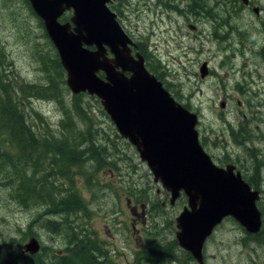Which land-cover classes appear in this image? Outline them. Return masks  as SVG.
Instances as JSON below:
<instances>
[{
    "label": "rangeland",
    "instance_id": "obj_1",
    "mask_svg": "<svg viewBox=\"0 0 264 264\" xmlns=\"http://www.w3.org/2000/svg\"><path fill=\"white\" fill-rule=\"evenodd\" d=\"M117 4L119 23L145 48L141 55L147 68L176 101L197 114L196 129L198 136H205L203 148L208 154L219 158L223 151L218 140L223 116L241 119L243 114L253 115L264 130V93L256 98L247 94L264 83V0H119ZM0 48L4 64L0 63V69L5 67L7 77L15 78L14 89L23 87L27 93L31 91L27 84L43 86L48 80L38 54L44 60L58 57L28 0H0ZM48 65L61 101L53 96H28L23 107L34 114L29 121L35 129L43 124L58 133L59 121L67 112L77 116L78 129L93 130L94 158L86 162L91 163L92 171L87 164H78L80 151L71 156L76 165L70 176L85 207L72 215L70 235L69 228L52 232V226L42 221L60 220L62 215L48 214L41 204L25 206L16 201L11 195L14 179H6V175L14 176V169L3 168L0 248L28 253L24 245L35 236L40 248L30 255L44 251L46 261L54 262V254L62 255L69 239L71 243L74 238H86L116 264H199L178 246L175 236L176 217L187 204L186 196L170 204V193L154 181L146 162L120 135L100 99L88 93L73 94L66 82L63 88L61 75L52 63ZM0 134L9 140L8 129H0ZM27 224H31L29 230ZM150 245L161 246L163 257L159 255L155 261L151 251L144 253ZM202 252L203 264H264V231L247 233L234 218L226 217L205 241Z\"/></svg>",
    "mask_w": 264,
    "mask_h": 264
},
{
    "label": "water",
    "instance_id": "obj_2",
    "mask_svg": "<svg viewBox=\"0 0 264 264\" xmlns=\"http://www.w3.org/2000/svg\"><path fill=\"white\" fill-rule=\"evenodd\" d=\"M29 1L57 49L70 90L100 99L118 132L146 161L154 181L170 193V204L181 192L187 196V205L176 217L179 247L203 264L204 243L227 216L247 232H257L261 225L257 193L230 167L212 162L198 140L197 115L146 70L142 55L130 54L131 40L106 6L110 0ZM71 8L70 21L59 22V16ZM92 45L95 49L85 47ZM107 47L113 58L107 57ZM100 70L105 78L97 74ZM24 249L37 252V239L31 237Z\"/></svg>",
    "mask_w": 264,
    "mask_h": 264
},
{
    "label": "trees",
    "instance_id": "obj_3",
    "mask_svg": "<svg viewBox=\"0 0 264 264\" xmlns=\"http://www.w3.org/2000/svg\"><path fill=\"white\" fill-rule=\"evenodd\" d=\"M140 49L144 50L145 48ZM0 52H2L1 48ZM37 59L40 60L42 64L41 71L47 76L48 80L43 86L36 83L27 84L31 90L29 93L23 87H19L18 90L14 89L15 78L13 79L10 75L7 77L5 67L0 69V129H8L10 135L9 140L0 137V170L3 168L14 169V176L6 175L8 176L6 179H14L11 195L16 201L25 206L41 204L48 214H61L62 219L60 220L53 218L54 220L48 219L42 222L51 225L52 232L60 233L65 228H69L66 232L70 235L72 215L85 207V202L74 188L70 176L71 170L76 165L75 162L71 161V156L75 152L78 154V151H80L82 154L80 153L81 158L78 164H87V169L90 172L92 171L91 163L86 162L92 161V158H94L93 130L78 129L77 116H71V113L67 112L59 121L58 133L43 124L41 129L39 127L35 129L34 125L31 124L29 119L34 114L31 110L23 107L28 96L37 98L53 96L61 101L59 89H53L48 63H52L54 70L61 75V83L65 88L64 71L58 57L52 60H44L38 54ZM0 63L1 66H4L2 62ZM148 70L150 69L148 68ZM150 72L152 73L151 70ZM36 115L38 116L37 113ZM36 115L35 117L41 122V119ZM76 142H78L79 147L75 144ZM13 154L14 157H12ZM64 179L69 181L68 185ZM89 179H91V176ZM30 225L27 224L26 226L28 230ZM174 247L177 248L176 245ZM164 249L166 255V248L164 247ZM170 249L168 253H170ZM149 251L152 252L150 255L155 258V261L159 255L163 257L161 246L150 245L144 253ZM27 254L19 248L5 251L0 248V264L10 262L14 264H116L106 252L86 238H74L71 243L69 239V244L64 248L62 255L54 254V262L46 261L48 256L44 251L39 256L30 254L27 256ZM147 260L151 262L150 259Z\"/></svg>",
    "mask_w": 264,
    "mask_h": 264
},
{
    "label": "flooded vegetation",
    "instance_id": "obj_4",
    "mask_svg": "<svg viewBox=\"0 0 264 264\" xmlns=\"http://www.w3.org/2000/svg\"><path fill=\"white\" fill-rule=\"evenodd\" d=\"M119 2V0H117ZM120 13H118L119 15ZM237 70V68L235 69ZM233 70V71H235ZM232 71V72H233ZM236 72V71H235ZM245 74V72H243ZM247 79V78H246ZM248 81L250 78L247 79ZM252 82V81H251ZM256 82V81H253ZM264 93V83L256 91L247 92L253 97ZM224 107L225 102L221 101ZM261 111V110H259ZM223 129L219 131L218 140L222 143L223 151L219 158L211 157L213 162L222 168L230 167L234 174H239L249 188L257 193L256 205L261 215L262 231H264V130L261 124L255 123L253 115L243 114L241 119L222 117ZM250 123H254L249 125ZM200 136L202 147L207 143L205 136ZM205 150V149H204ZM215 159V161H214ZM218 159V160H217ZM220 160V161H219Z\"/></svg>",
    "mask_w": 264,
    "mask_h": 264
},
{
    "label": "bare ground",
    "instance_id": "obj_5",
    "mask_svg": "<svg viewBox=\"0 0 264 264\" xmlns=\"http://www.w3.org/2000/svg\"><path fill=\"white\" fill-rule=\"evenodd\" d=\"M61 23H65V22H61ZM45 32H46V30H45ZM47 33V32H46ZM48 35V34H47ZM50 38V37H49ZM52 41V40H51ZM52 44H53V42H52ZM53 46H54V44H53ZM54 48L56 49V47L54 46ZM56 51H57V49H56ZM57 54H58V52H57ZM58 57H59V55H58ZM146 70L150 73V74H152V75H154L153 73H151L149 70H148V68L146 67ZM118 71H120V72H122V70H120V69H118ZM155 76V75H154ZM101 77V76H100ZM156 77V76H155ZM101 78H105V75H103V77H101ZM156 79L158 80V81H160L157 77H156Z\"/></svg>",
    "mask_w": 264,
    "mask_h": 264
}]
</instances>
